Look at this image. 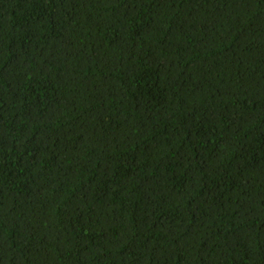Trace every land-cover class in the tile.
I'll return each instance as SVG.
<instances>
[{
	"label": "trees",
	"instance_id": "16d2710c",
	"mask_svg": "<svg viewBox=\"0 0 264 264\" xmlns=\"http://www.w3.org/2000/svg\"><path fill=\"white\" fill-rule=\"evenodd\" d=\"M0 264H264V0H0Z\"/></svg>",
	"mask_w": 264,
	"mask_h": 264
}]
</instances>
